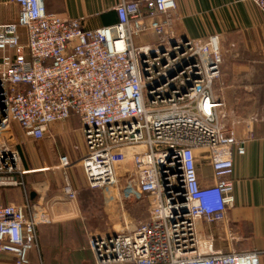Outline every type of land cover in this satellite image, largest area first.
<instances>
[{
	"label": "built area",
	"instance_id": "obj_1",
	"mask_svg": "<svg viewBox=\"0 0 264 264\" xmlns=\"http://www.w3.org/2000/svg\"><path fill=\"white\" fill-rule=\"evenodd\" d=\"M248 1L264 17V0ZM12 3L17 19L0 23V52H10L0 63V193L22 188L27 196L14 126L41 141L74 114L88 186L124 219L90 239L95 264H260L257 253L215 252L201 230L223 222L234 205V180L221 175L246 153L245 142L225 132L216 97L225 63L220 36L178 39L168 20L176 0H121L118 23L97 30L47 13L44 0ZM150 35L153 43H140ZM199 159L210 163L215 184L199 179ZM73 166L59 158L63 171ZM63 194L76 200L69 181ZM131 205H143L148 217L128 222ZM49 224L48 210L28 197L0 204V256L26 264L38 228Z\"/></svg>",
	"mask_w": 264,
	"mask_h": 264
},
{
	"label": "crops",
	"instance_id": "obj_2",
	"mask_svg": "<svg viewBox=\"0 0 264 264\" xmlns=\"http://www.w3.org/2000/svg\"><path fill=\"white\" fill-rule=\"evenodd\" d=\"M139 2L144 0H129ZM121 0H44L47 13L64 20H81L85 29L97 30L118 23L115 8ZM177 10L168 16L171 30L178 39L205 40L218 35L222 41L225 63L222 77L215 87L216 97L224 104V130L237 140L245 142L244 156L234 155V205L221 223L201 225L207 238L213 240V250L223 254L257 253L264 264V17L248 0H176ZM19 7L12 0H0V23L16 20ZM24 33V31H23ZM25 39V37H24ZM155 36L143 38L140 43H153ZM10 52H0V63ZM22 159L27 171L26 193L22 188L2 191L3 204L23 205L27 197L31 203L46 208L51 224L38 228V246L27 256L26 264H95L89 248L94 236L112 232V228L95 227L82 247L68 249L59 246L47 252L43 232L51 226L75 221L79 215L61 212L63 188L69 181L76 191L89 198L97 194L88 186L80 160L86 154L80 119L72 114L65 122L51 126L46 138L35 141L18 126H14ZM33 143L39 146L36 152ZM25 149V151H24ZM69 157L74 166L67 172L59 168V158ZM41 168L30 169L29 162ZM28 168V170H27ZM198 175L203 184H215L217 176L205 159L198 160ZM35 194V196H32ZM77 194V193H76ZM46 201V206H45ZM75 201V200H74ZM71 201V202H74ZM51 205V207H50ZM116 211V210H115ZM59 217V219L55 218ZM0 264H16L11 254H2Z\"/></svg>",
	"mask_w": 264,
	"mask_h": 264
},
{
	"label": "rangeland",
	"instance_id": "obj_3",
	"mask_svg": "<svg viewBox=\"0 0 264 264\" xmlns=\"http://www.w3.org/2000/svg\"><path fill=\"white\" fill-rule=\"evenodd\" d=\"M35 151L39 152V146L37 143H33ZM25 151V149H24ZM30 169L37 170L40 165L31 164L29 158ZM28 170V168H27ZM91 189V188H90ZM96 196L89 198L85 192L76 191V200L71 202L67 198H63L60 203L61 212H69L78 214L79 217L75 221H68L61 225L51 226L43 232V243L47 252H55V248L59 246H68V249H75V246H81L86 242L90 229L92 228H110L115 221L121 226L124 225L123 217L120 218V212L118 209L106 210L102 193L98 190H94ZM4 202V195L0 194V204ZM46 206V201H45ZM51 207V205H50ZM111 211V212H109ZM148 217V212L143 205H131L129 206V213H127V221L132 224H138ZM59 219V217H55ZM120 218V219H119ZM115 225V224H114ZM120 226V228H121ZM80 247V248H81Z\"/></svg>",
	"mask_w": 264,
	"mask_h": 264
},
{
	"label": "water",
	"instance_id": "obj_4",
	"mask_svg": "<svg viewBox=\"0 0 264 264\" xmlns=\"http://www.w3.org/2000/svg\"><path fill=\"white\" fill-rule=\"evenodd\" d=\"M184 40H186V39H184ZM32 196H35V194H33Z\"/></svg>",
	"mask_w": 264,
	"mask_h": 264
}]
</instances>
